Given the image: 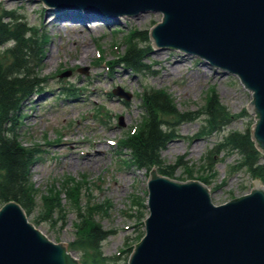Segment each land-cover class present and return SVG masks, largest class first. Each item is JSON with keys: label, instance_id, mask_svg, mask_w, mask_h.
<instances>
[{"label": "rangeland", "instance_id": "obj_1", "mask_svg": "<svg viewBox=\"0 0 264 264\" xmlns=\"http://www.w3.org/2000/svg\"><path fill=\"white\" fill-rule=\"evenodd\" d=\"M2 9L22 13L48 40L39 65L33 69L38 77L36 87L21 104L20 119L13 126L14 135L32 152L31 192L28 203H23L27 204L25 213L52 241H64L82 264H127L131 248L144 233L140 224L146 214L147 170L128 164L127 154L119 150L117 141L140 121L143 107L139 95L145 89L147 93L165 90L179 113L202 111L206 91L211 89L212 97L231 117L223 130L209 133L202 116L183 122L177 115L163 116L164 127L175 131L161 150L164 166H174L173 177L184 176L187 168L206 177L214 204L252 188L251 172L236 165L239 153L221 144L224 133L243 131L255 121L254 110L246 105L251 93L235 75L197 56L152 46L144 71L132 70L115 59L125 48L124 35L132 29L148 31L161 20L160 13L109 17L98 12L46 8L34 0H0ZM150 42L141 38L135 41L138 45ZM11 44L0 45L1 60L7 58L2 50ZM82 49L89 52L81 60ZM105 61H111L110 65ZM160 63L173 69L184 65L163 76ZM117 87L129 94L128 100L112 92ZM216 145L211 163L207 162L208 150ZM70 183H76L71 191L76 199L66 190ZM54 191L59 196L55 195L48 209L45 196ZM85 217L107 231L98 247L91 246L79 228Z\"/></svg>", "mask_w": 264, "mask_h": 264}, {"label": "water", "instance_id": "obj_2", "mask_svg": "<svg viewBox=\"0 0 264 264\" xmlns=\"http://www.w3.org/2000/svg\"><path fill=\"white\" fill-rule=\"evenodd\" d=\"M40 1L106 16L161 12L162 20L150 30L156 48L199 56L236 74L252 91L246 105L256 113L253 138L264 153V0ZM257 181L264 185L253 175L252 188ZM147 189L145 234L128 264H264V187L216 206L201 182L171 180L152 167ZM0 264L80 263L10 201L0 209Z\"/></svg>", "mask_w": 264, "mask_h": 264}, {"label": "trees", "instance_id": "obj_3", "mask_svg": "<svg viewBox=\"0 0 264 264\" xmlns=\"http://www.w3.org/2000/svg\"><path fill=\"white\" fill-rule=\"evenodd\" d=\"M132 35L120 60L136 70H143L146 67L144 57L150 47L136 45L134 37L147 40V33L136 31ZM10 41L13 44L5 50L7 60L0 59V199L15 200L26 207L27 204L23 203H28L30 198L29 165L32 152L19 142L13 133V126L19 120L21 104L36 87L37 81L32 68L40 60L46 39L36 34L35 29L15 10H1L0 44ZM143 105L146 113L143 125L136 133L128 135L123 145L130 149L134 166L148 169L155 164L159 172L168 176L174 175V166L165 167L162 164L160 151L173 134L164 128V115H177L180 121H185L205 113L211 131L227 124L231 118L215 97H210L204 110L196 114L179 113L170 95L163 90L146 92ZM223 144L226 148L239 152L242 166L254 176L264 179V159L255 148L248 130L243 133L230 132L224 138ZM187 173L186 176L193 177L190 170ZM198 178L206 180L201 175ZM79 228L89 244L94 247H98L107 236V231L90 217H85Z\"/></svg>", "mask_w": 264, "mask_h": 264}, {"label": "bare ground", "instance_id": "obj_4", "mask_svg": "<svg viewBox=\"0 0 264 264\" xmlns=\"http://www.w3.org/2000/svg\"><path fill=\"white\" fill-rule=\"evenodd\" d=\"M53 24H56L57 23V20L54 18L53 19ZM75 26L77 25L76 23H73ZM88 52H89V50L88 49H82L81 50V52L79 53V57H80V59L82 60V59H84L86 56H87V54H88ZM157 59L159 60V61H162L163 59L161 58V57H157ZM160 66H161V69H163V72H164V75L163 76H165V74L167 75V76H170L171 75V71H174V70H176V69H179L180 67H182L184 64H180L181 66L180 67H176V68H172V66H168V67H166L165 66V64H162V63H160L159 64ZM100 79L99 78H97V80L96 81H99ZM94 93H95V91H94ZM77 96H78V94H77ZM177 124V123H176ZM175 124V125H176Z\"/></svg>", "mask_w": 264, "mask_h": 264}]
</instances>
